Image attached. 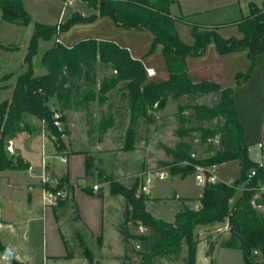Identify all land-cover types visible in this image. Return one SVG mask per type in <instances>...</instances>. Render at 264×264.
<instances>
[{"label":"trees","instance_id":"trees-1","mask_svg":"<svg viewBox=\"0 0 264 264\" xmlns=\"http://www.w3.org/2000/svg\"><path fill=\"white\" fill-rule=\"evenodd\" d=\"M94 14L84 18L73 14L64 23L49 26L34 22L26 12L22 0H0V21L17 26H32L33 31L26 47L22 64L26 69L18 73L9 100L0 103V173L6 171H26L29 165L20 156H11L7 152L9 141L23 131L28 117L44 124L47 131L60 137L53 125L54 111L49 103L52 99L64 111L85 108L89 103L102 105L107 93L119 88L126 101L128 126L124 137L123 151H133L139 139V128L155 122V112L165 107L169 99H198L214 96L217 102L212 106L193 105V117L197 122L216 121L214 127L196 126L186 129L187 120L180 117L181 127L177 131L180 138L190 132H198L201 144H205L211 154L203 159L191 157V145L179 142L174 149L165 148L174 158V163L160 162L169 176L192 175L198 167L217 166L230 161H238L239 177L231 182L208 184L202 187L197 209L180 200V210L172 222L153 217L146 211L147 194L142 190L143 182L139 178L125 186L112 179L109 181L111 196L124 199L123 238L124 255L121 264H157L160 260L169 263L196 264L199 240L196 229L215 224H226L228 238L222 247L238 250L246 264H264V167L249 159V145L243 140L233 101L234 89L245 83L256 64V57L264 54V1L261 7L250 5L249 14L237 24L240 39L222 38L215 30H205L196 24H190L193 44L183 43L175 29L170 6L174 0H81ZM107 17L114 25L125 30L149 31L153 42L148 55L155 47H162V56L168 72V79L162 82H150L143 64L131 57L127 49L114 43L84 40L71 48L59 43L58 35L67 32L76 24L92 23L97 18ZM217 30V28H216ZM53 40V46L47 50L41 64L45 74L35 76L33 59L38 54L40 42ZM209 44H214L219 55L234 52H247L249 68L245 74L235 76L232 87L202 81L193 83L189 77L186 59L204 55ZM13 52L17 48L2 47ZM110 70L97 84L95 66ZM11 75L7 76L9 79ZM122 84V87L119 85ZM86 86L85 91H81ZM94 86L98 89L95 91ZM190 108V106H189ZM185 107H179L182 113ZM64 121V118L61 120ZM113 119L102 117L98 123L100 135L112 126ZM218 144L215 149L213 143ZM264 161V155H263ZM175 162H186L180 167ZM161 169V168H160ZM254 171L255 175L250 177ZM245 187L237 201L231 204L240 186ZM46 187L55 194L60 190ZM88 194L92 190L86 189ZM185 250V253H184ZM87 264H101L92 261L86 254ZM14 264V263H13Z\"/></svg>","mask_w":264,"mask_h":264},{"label":"crops","instance_id":"crops-1","mask_svg":"<svg viewBox=\"0 0 264 264\" xmlns=\"http://www.w3.org/2000/svg\"><path fill=\"white\" fill-rule=\"evenodd\" d=\"M58 1L62 4L61 11L55 15H50V11H35L31 7L29 0L27 2L22 0V3L31 19L43 25L54 26L64 23L75 13L84 18L94 14V10L88 8L82 1L78 2L79 10L74 9L76 1L71 8L65 9L63 0ZM258 1L259 6L254 0H246L244 3L239 0H174L169 10L174 18L184 19L175 23V29L180 40L187 43V45H191L194 40L188 25L191 22L190 19L192 21L196 20L195 23L204 29L218 28L219 34L221 30H219V25L226 23V21L222 22L223 20L215 16L236 6L242 11L244 6L248 7L249 14L251 4L257 7L262 6L264 0ZM241 15L242 18L247 16ZM242 18H238L235 22H230L233 31L229 32L230 34L227 36H223L224 39L231 37L240 39L242 37L236 26ZM5 23L0 21V35L11 32L14 28H20V26L6 25ZM185 27H187L189 32L187 40H184L179 32L181 28ZM90 39L111 42L127 49L133 59L143 64L145 70H153L154 75L149 77L150 82H162L168 79V72L162 56V47L157 45L154 53L148 55L153 42V36L149 31L118 28L110 18L103 17L97 18L92 23L72 26L67 32L59 34L57 41L65 47L71 48L81 41ZM2 47H6V45L0 44V52H7ZM17 52L19 51L11 53ZM16 65L17 68H15ZM21 65L23 66L22 60L20 61L18 56L12 57L11 60H7L5 57L3 59L0 56L1 80L4 79L3 77L6 74L9 75L11 72H16V69L17 71L20 70ZM186 66L193 83L209 81L220 85L222 88H229L233 86L236 75L246 73L249 61L246 51L219 55L215 45L209 44L201 57H188ZM9 80H14L13 84L3 85L4 88L0 90V93H6L11 98L16 74L14 75L13 73ZM233 101L237 119L242 126L244 142L249 147L255 144L260 145L264 139V54L256 57V66L251 72L249 79L234 89ZM111 117L113 119L112 126L103 135H100L98 131L97 138L94 140L95 144L91 142L93 146L89 151H71L70 148L67 147L68 149H65L64 147V150L59 152V149H55L50 136L45 133L43 123L31 117L26 119L23 131L12 139V147L16 156H20L29 165L26 171H6L19 172L17 176L3 175L5 172L0 173V184L2 180L6 183L5 187H0V196L7 194L8 202L12 203L20 197L24 201L22 205L26 209L24 220H19L17 211H14V217L10 221L11 224H8L0 217V227L7 224L13 234L12 244L3 245L0 243L2 247L1 253L4 252L5 248L10 247L14 257L13 262L25 264V252L32 250L34 241L39 237L40 233L38 223H41L44 240L42 247L45 257L49 258L51 262L68 259L69 240L74 243V239L77 238L79 246H85L87 241L95 243L94 251L84 247L85 258L90 251L93 256L98 257L96 262L100 261L101 264H107V259H103L98 251L101 248L111 247L110 243L107 242L108 233L104 228V219L107 218L106 213L109 215H107L108 218H110V229L115 232L116 243L121 244L120 252L117 254V258L121 261L124 255V246L122 244L124 199L121 196H111L107 179H112L125 186L130 185L133 180L129 181L132 172L128 173L124 169L127 159L131 158V156H125L130 154L124 152L121 148L109 146L113 142L109 136L111 130L115 127L114 116ZM84 138L85 142H89L86 136ZM139 139L140 142L145 141L143 138ZM63 158L66 159L65 163L61 161ZM43 165L45 173L57 182L56 185L53 183L49 187L55 188L59 183L61 185L60 190L56 193V195H59L57 205L53 207L45 205L42 199V191L47 187L40 182L43 174ZM141 165L142 163H140V167H142ZM129 171H131L130 168ZM94 187H97V189L95 190ZM86 189H91L93 191L92 194H88ZM202 189L194 198L186 199L174 194L175 199L183 200V202L188 201L187 205L197 209ZM147 197L146 211L157 218L155 209L158 206V200L163 197H152L149 190ZM239 197L234 196L231 204L235 203ZM179 210L180 205L177 206L174 216ZM24 225L28 227L25 228ZM223 226L226 228L223 229L226 232L225 235H228L226 224H223ZM212 227L203 226L198 227L196 230H208ZM20 233H22V237L25 234H30L31 239L34 241L28 245L23 244ZM200 245H202V242H199L198 247ZM73 246L76 247V245L72 244ZM215 251L216 249H213L212 253L208 254L210 261L213 260ZM235 251L240 252L238 250ZM197 256L198 252L196 254V264ZM1 257H3L2 254Z\"/></svg>","mask_w":264,"mask_h":264},{"label":"rangeland","instance_id":"rangeland-1","mask_svg":"<svg viewBox=\"0 0 264 264\" xmlns=\"http://www.w3.org/2000/svg\"><path fill=\"white\" fill-rule=\"evenodd\" d=\"M26 2L28 0H25ZM31 7L35 9V11L43 10L44 12L50 11V15L58 14L61 11L62 4L58 0H29ZM76 1V2H75ZM75 10H79V1L75 0ZM244 3L246 0H239ZM259 6V1L254 0ZM27 4V3H26ZM29 7V8H31ZM71 8V7H70ZM57 11V12H56ZM243 12V13H242ZM95 13V12H94ZM248 14V7L244 6L243 11L239 7L231 8L230 10H226L222 13H219L217 16L222 22L224 20L226 23H222L219 28V35L223 38V36H227L230 34L229 32L233 31V28L230 26V22H235L238 18H242V15ZM190 23L188 24H199L195 23L190 19ZM5 23V22H3ZM6 25H9L5 23ZM202 24V23H201ZM13 25V24H12ZM50 26V25H49ZM9 27V26H7ZM204 29V28H202ZM205 30H215L218 33V28H208ZM33 28L32 26L20 28H14L11 32L4 33L0 35V44H5L6 47L17 48V53L9 52H0L1 58L11 60L12 57H19L20 61L22 57L26 53V47L28 45L29 38L32 34ZM181 37L184 40H187V35L189 34L187 27L180 29ZM185 32V33H184ZM240 34V33H239ZM239 37V35H237ZM54 41L51 40L49 42H40L38 46V54L33 59V70L35 76H41L45 74V70L41 64V58L43 54L49 50L53 46ZM184 43V42H183ZM187 44V43H185ZM189 44V43H188ZM14 52V51H13ZM6 64V63H5ZM256 66V64H255ZM17 68V65L15 66ZM247 67L246 71L248 70ZM255 68V67H254ZM26 69V66H22L20 70L16 72H11L9 75H14ZM253 71V70H252ZM110 70L106 69L100 65L95 66V80L98 84L103 77L110 75ZM6 74L1 80L0 78V90L4 88L7 84H13L14 80L6 79ZM4 85V86H3ZM86 86L82 87V92L86 90ZM122 87V84L119 85ZM93 89L97 91L98 87L94 86ZM10 96V95H9ZM9 96L6 93H0V103L4 100H9ZM107 100L102 105H99L97 102L89 103L87 109L85 108H75L71 111H64L61 109L60 105L56 102L55 99H52L49 103L50 108L60 116L59 126L56 127L57 132L61 133L60 137H56L51 132L45 129V133L50 136V140L52 141L54 147L59 152H62L65 149L70 148L73 150H82L89 151L91 147L95 144L94 140L97 138L98 134V122L102 117L109 118L110 116H114L115 127L111 130L110 138L112 139V144H109L111 147L122 148L124 146V137L126 133V129L128 126V111H127V103L123 100L121 96V92L119 88H116L106 95ZM217 102V98L214 96L201 97L198 99H189V98H181L179 100L169 99L165 105V107L161 110L155 112V122L152 125L146 126L143 125L139 128V138L145 139L144 142H140L139 140L135 144V149L133 151H124L128 152L131 156L130 159H127L126 165L124 169L128 171V173L132 172V176H130V180L135 178H139L143 182L144 188L149 190L150 196L163 197L160 198L157 202V208L155 209V216L157 218L163 219L165 222H172L174 219V213L177 210V206L180 205L179 200L175 199V195L181 198H194L201 191V186L197 185L195 181V176L197 175V169L192 175H187L182 178L181 176H169L168 169H164L159 164L160 162L166 163H174V158L171 154H168L165 151V148L174 149L175 145L179 142H186L191 145V157L194 159H203L208 157L211 154V151L208 150L207 145L201 144L199 137L200 134L198 132H190V134L185 138H180L177 134V131L181 127L180 117H184L187 120V123L184 125L186 129H191L196 126H201L204 128L214 127L216 125V121L211 122H197L193 117V109L191 108L193 105H204V106H212ZM190 106V108H189ZM179 107H185L184 111L181 113L179 111ZM64 118V121L61 120ZM36 123V122H35ZM38 123V122H37ZM44 125V124H43ZM89 139V142H85V138ZM93 138V139H92ZM92 139V141H91ZM214 148H218L217 143H213ZM68 147V148H67ZM13 148V147H12ZM63 148V149H62ZM61 149V150H60ZM8 152V151H7ZM11 156H16L15 151L8 152ZM264 155V139L259 145H251L248 150L249 158L256 163H264L263 161ZM140 163H142V167H140ZM178 166L183 167L187 165L186 162H175ZM129 168L131 171H129ZM161 168V169H160ZM3 175L17 176L19 172H5ZM2 175V176H3ZM240 175V165L238 161H230L216 166L215 176L218 179V182L229 183L235 181ZM4 177V176H3ZM151 179V184L147 185L145 183L146 179ZM6 183L4 180L1 181L0 187H5ZM264 187V186H263ZM261 188V187H260ZM245 190L244 185L238 187L236 192V197L240 196L242 192ZM6 195V198H5ZM7 194L0 196V217L2 220L11 224L10 221L14 217V211H17L19 220H24L26 217V209L23 207L22 198L18 197L15 202H8ZM22 197V195H20ZM183 201V200H182ZM188 202V201H187ZM186 201L184 203L188 204ZM194 204V203H193ZM104 220V228L108 233L107 242L110 243L111 247H105L99 249V253L103 257V259H107V264H121V261L117 258V254L120 252L121 244L116 243L115 240V232L110 229L111 223L110 218L107 216ZM40 226L39 237L34 241L31 239L30 234H25L22 237V233H20L21 242L23 244H30L34 241V245L32 250H27L25 252V264H87L88 261L85 258V254L83 252L84 247L92 249L94 251L95 243L93 241H87L85 246L78 245L77 238L74 239V243H71L69 239V255L68 259L60 260L58 262H51L49 258L45 257V253L43 250V235H42V225L38 223ZM25 228L28 226L24 225ZM213 227L208 230H196L195 234L200 243L202 245L198 247V256H197V264H246L241 257L240 252L235 250H229L222 247L223 242L228 238V235H225V231L223 230L225 227L223 224L212 225ZM226 229V228H225ZM65 235V233H64ZM12 232L7 224L0 227V243L3 245L12 244ZM66 236V235H65ZM79 236V235H78ZM76 240V241H75ZM205 240L207 241L205 243ZM73 245H76L72 247ZM1 245H0V264H17L16 261L10 262L4 257L3 252L1 253ZM213 249H216L215 254L213 255V260H209V255L212 253ZM185 253V250H184ZM88 255L92 258L93 263L98 260L97 256H93L91 252H88ZM212 256V255H211ZM259 260L258 264H262ZM98 263H101L98 261ZM157 264H173L169 263L166 260H160ZM182 264V263H175Z\"/></svg>","mask_w":264,"mask_h":264},{"label":"built area","instance_id":"built-area-1","mask_svg":"<svg viewBox=\"0 0 264 264\" xmlns=\"http://www.w3.org/2000/svg\"><path fill=\"white\" fill-rule=\"evenodd\" d=\"M74 1L75 0H63V7L64 9L65 8H68V7H72L73 4H74ZM146 75L147 77H152L154 75V72L152 69H147L146 70ZM53 125L54 127H58L59 126V121H60V116L57 114V113H54L53 115ZM260 146V145H259ZM7 151L8 152H13V148H12V141H9L8 142V145L6 147ZM61 161L63 163L66 162V159H61ZM259 167H264V163H261L259 162ZM43 168V174L41 176V184L43 186H47L49 187L50 184H53L56 185L57 182L54 178H50L48 174L45 173L44 171V165L42 166ZM215 170H216V166H210V167H206V168H203V167H198L197 168V175L195 176V181L197 182V185L201 186V187H204L205 185H208V184H216L218 183V179L217 177L215 176ZM255 175V172L252 171L250 173V177L254 176ZM145 183L147 185L151 184V179L148 178L146 179ZM231 182H229L228 184H230ZM94 189L96 190L97 187H94ZM261 191H264V187L262 186L261 188ZM142 190L147 194L148 193V189L144 188V186L142 187ZM42 199L45 203V205L47 206H56L57 205V201H58V198L56 196V194L50 190H47V189H43L42 191Z\"/></svg>","mask_w":264,"mask_h":264},{"label":"water","instance_id":"water-1","mask_svg":"<svg viewBox=\"0 0 264 264\" xmlns=\"http://www.w3.org/2000/svg\"><path fill=\"white\" fill-rule=\"evenodd\" d=\"M22 67V65L20 66V68ZM57 198L59 197V195H56ZM3 257L6 258L7 260H9L10 262H13L14 257H13V253L10 247L5 248L4 252H3Z\"/></svg>","mask_w":264,"mask_h":264}]
</instances>
